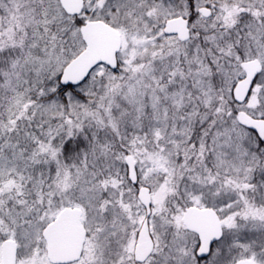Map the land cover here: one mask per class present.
<instances>
[{
    "label": "snow or ice",
    "instance_id": "obj_1",
    "mask_svg": "<svg viewBox=\"0 0 264 264\" xmlns=\"http://www.w3.org/2000/svg\"><path fill=\"white\" fill-rule=\"evenodd\" d=\"M0 264H264V0H0Z\"/></svg>",
    "mask_w": 264,
    "mask_h": 264
}]
</instances>
